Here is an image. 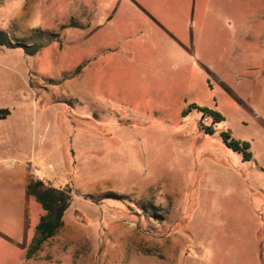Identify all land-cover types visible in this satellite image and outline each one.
<instances>
[{"label":"rangeland","instance_id":"1","mask_svg":"<svg viewBox=\"0 0 264 264\" xmlns=\"http://www.w3.org/2000/svg\"><path fill=\"white\" fill-rule=\"evenodd\" d=\"M0 29L44 44L0 46V264H263L264 0H0ZM37 177L73 200L27 259Z\"/></svg>","mask_w":264,"mask_h":264},{"label":"trees","instance_id":"2","mask_svg":"<svg viewBox=\"0 0 264 264\" xmlns=\"http://www.w3.org/2000/svg\"><path fill=\"white\" fill-rule=\"evenodd\" d=\"M38 29L35 31L37 32ZM50 36L57 37L58 33ZM0 46L7 48H23L26 54L36 55L43 48L41 42L28 44L21 42L19 38L12 37L6 30L0 29ZM203 115L211 116L214 125L203 126L202 128L210 134L216 132L215 125L221 122L224 117L221 113L213 111L205 106H198ZM187 109L185 113H188ZM11 113L9 108H0V119L6 118ZM222 136L226 144L235 151L242 153L244 160H251L253 153L250 151L251 144L248 141L236 139L231 131L225 130ZM28 192L41 205L44 214L36 225V234L28 248L26 258H33L50 239L54 238L65 224V215L72 205L73 193L71 188L56 187L51 181L43 178H34L28 185ZM263 260V258H262ZM264 264V260H263Z\"/></svg>","mask_w":264,"mask_h":264},{"label":"crops","instance_id":"3","mask_svg":"<svg viewBox=\"0 0 264 264\" xmlns=\"http://www.w3.org/2000/svg\"><path fill=\"white\" fill-rule=\"evenodd\" d=\"M8 32V31H7ZM9 33V32H8ZM0 120H2V119H0ZM233 136V135H232ZM234 137V136H233ZM235 138V137H234ZM237 139V138H236ZM241 140V139H240ZM232 149V148H231ZM21 171V169L20 170H18V171H13L14 173L15 172H20ZM12 176V175H11ZM11 176H10V173L7 175V177L8 178H6V179H4V178H2V184H6V185H9V183H10V179H11V182H12V184L14 183V180H12V178H11ZM244 176V175H243ZM243 176L241 177V176H238V177H240L241 178V180L243 179ZM17 177V176H16ZM37 178H39V177H37ZM6 180V181H5ZM6 182V183H5ZM29 183L30 182H28L27 183V186H26V189H27V191H28V185H29ZM12 192V191H11ZM11 192H3V197H1V199H2V202L3 201H7V202H9L8 203V206H6V207H8L9 209H10V207H11V204H12V198H11ZM28 194H29V192H27ZM29 196H31L30 194H29ZM31 197H33V196H31ZM0 199V200H1ZM37 202V201H36ZM15 206V207H14ZM12 207H13V209H18V207L20 208V205L19 204H17V202H14L13 204H12ZM262 219H263V222H264V213H263V216H262ZM23 223H24V227H26L27 228V221H26V219H25V217H24V219H23ZM263 251V250H262Z\"/></svg>","mask_w":264,"mask_h":264}]
</instances>
